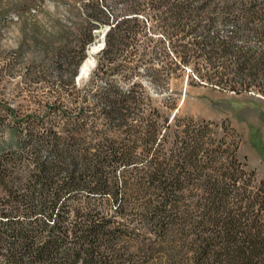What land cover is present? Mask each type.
Returning a JSON list of instances; mask_svg holds the SVG:
<instances>
[{
  "label": "trees",
  "instance_id": "1",
  "mask_svg": "<svg viewBox=\"0 0 264 264\" xmlns=\"http://www.w3.org/2000/svg\"><path fill=\"white\" fill-rule=\"evenodd\" d=\"M84 8V24L55 49L58 68L63 60L77 68L95 30L109 26L94 77L124 73L145 60L138 35L148 14L175 47L171 70L192 64L197 83L264 96V0H89ZM232 14L234 30L220 36L218 23ZM97 98L102 109L77 105L76 119L54 104L64 120L47 125L8 108L0 264H264V178L239 157L233 130L164 114L139 82H110ZM117 130L124 136L111 135Z\"/></svg>",
  "mask_w": 264,
  "mask_h": 264
},
{
  "label": "rangeland",
  "instance_id": "2",
  "mask_svg": "<svg viewBox=\"0 0 264 264\" xmlns=\"http://www.w3.org/2000/svg\"><path fill=\"white\" fill-rule=\"evenodd\" d=\"M88 1L0 0V140L6 141L8 146L14 140L10 127L14 118L8 114V108L17 114L18 120L36 121L39 118L47 125L52 120H64L58 110L51 111L54 104L61 105V109L70 108L68 115L76 119L78 110L73 108L77 105L102 109L103 104L97 97L110 82L125 89L139 82L164 114L173 117L178 113L182 119L211 122L220 131L226 128L233 130L239 140V157L250 169L256 170L259 178H264V96L252 91L235 93L204 82L197 83L192 64L171 70L174 64L170 62L177 60L176 54L172 53L175 47L167 33L159 27L161 19L144 15L142 20L147 29L138 35V52H147L143 57L145 60L126 63L124 73L94 77L98 57L105 46L103 35L109 26L95 30L97 36L87 45L86 56L77 68L64 60V68H58L57 59L53 58L55 49L69 41L70 34L84 24V6ZM112 5L110 2L109 7ZM234 19L232 14L226 22L218 23L220 36L231 35L235 27ZM250 38L251 45L261 44L257 35ZM239 43H242V38ZM94 46H97L95 50ZM90 57L93 63L88 75L79 78L82 65ZM197 61L201 67H206L207 57L202 56ZM135 67L140 72L132 75ZM152 67L157 69V79L151 73ZM73 76L75 83H71ZM74 87L80 89L82 95H87L88 100L84 101L81 95L75 102L76 94L72 95ZM28 115L33 118H28ZM97 121L99 130L105 129L104 118L100 116ZM58 130L63 131V126H59ZM111 135L124 136L120 130L113 131ZM118 177L122 178V175ZM4 194L0 187L1 197ZM79 195L87 198L86 193ZM99 198L93 197V201L98 202ZM115 205L111 198L105 200L106 209L113 211ZM132 249L135 250L136 246ZM137 258L148 260L141 255ZM154 260L156 264L169 263L166 258Z\"/></svg>",
  "mask_w": 264,
  "mask_h": 264
},
{
  "label": "bare ground",
  "instance_id": "3",
  "mask_svg": "<svg viewBox=\"0 0 264 264\" xmlns=\"http://www.w3.org/2000/svg\"><path fill=\"white\" fill-rule=\"evenodd\" d=\"M97 46H94V50L96 49ZM93 63V58L90 57L88 58L84 64L82 65L81 67V70H80V74H79V78H82L84 75H88L89 71H90V66L91 64Z\"/></svg>",
  "mask_w": 264,
  "mask_h": 264
},
{
  "label": "water",
  "instance_id": "4",
  "mask_svg": "<svg viewBox=\"0 0 264 264\" xmlns=\"http://www.w3.org/2000/svg\"><path fill=\"white\" fill-rule=\"evenodd\" d=\"M109 28H107V30H108ZM107 30L105 31V33H104V35H103V41H105V34H106V32H107ZM94 50V49H93ZM92 53H93V51H91ZM81 70V69H80Z\"/></svg>",
  "mask_w": 264,
  "mask_h": 264
}]
</instances>
